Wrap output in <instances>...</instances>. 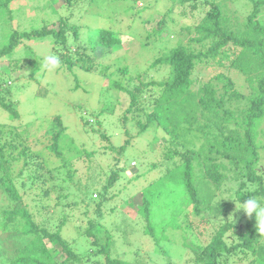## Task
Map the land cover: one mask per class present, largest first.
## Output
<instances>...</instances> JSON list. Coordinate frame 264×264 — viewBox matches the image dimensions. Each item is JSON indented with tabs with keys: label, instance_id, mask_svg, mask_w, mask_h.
Here are the masks:
<instances>
[{
	"label": "rangeland",
	"instance_id": "obj_1",
	"mask_svg": "<svg viewBox=\"0 0 264 264\" xmlns=\"http://www.w3.org/2000/svg\"><path fill=\"white\" fill-rule=\"evenodd\" d=\"M224 2L236 11L239 22L251 11L249 0H224ZM190 5V0H138L135 3L131 0H76L70 4L62 0H10L7 7L12 11L11 17L6 18L4 14H0V44L7 41L13 30L17 32L32 30L59 17H67L69 24L77 25L84 41H86V34L94 28L114 30L118 32L121 39L120 44L113 45L109 49L96 46V50L92 51L94 65L92 69H84L80 66L68 69L62 66L54 72L43 74L41 65V71L38 70L33 76H29L28 73L33 66L30 60L33 58L38 61L50 54L53 46V36L50 34L33 35L30 38L18 37L10 57L18 61L14 63L10 60L11 68L14 67V74L7 78L11 82L10 85H13L12 93L7 99L16 107L18 116L10 117V113L0 107V124L5 126L26 124L33 130L34 136V140L31 139L32 136L28 143L32 148L40 150L42 144L37 142L38 139L44 140L43 144L50 143L51 132L59 127L55 119L57 117L64 128L63 135H65V138L60 140L61 146L72 144L79 151L76 154L74 151H68L66 146L62 147L61 153L66 165H61L58 157L47 151V164L49 163L51 167L57 166L58 169L53 171L52 175L45 173L47 168L45 167L43 170L45 182L42 183L38 179L33 182L36 184L34 192L39 194L35 200L30 198L32 195L29 189L24 193L23 188L17 183L19 193L23 196L22 202L27 203V208L34 220L39 226L49 231H54L60 226L61 236L67 240L76 251L75 253L87 256L90 251L89 241L92 238L85 237L84 229L90 221L99 220L111 234L109 249L112 256L143 264H166L169 261L172 264H194L191 251L188 248L184 251L181 245L183 240L180 235L181 229L176 228L172 231L169 227L167 230L169 239L160 241L158 245L152 240L144 231L145 219L140 216L138 203L141 199V189L149 181L159 180L158 176L165 173L166 167H172L182 161L185 155H181V151L198 150L206 136L193 130L187 136L189 142L185 145V149L179 145L177 147L179 153L173 152L172 158H167L165 155L168 148H174L169 144V134L151 126L144 131L140 130L135 123L136 118H132L135 112L126 110L130 97L121 87H131L139 81L138 78L143 81L165 79L168 66L161 63L152 66V62L178 43L190 45L194 52L207 49L209 40L196 42L189 39L196 36L193 25L199 22L204 13V11L191 9ZM255 19L264 23V6L261 7ZM71 32L70 28L66 30L69 39L72 37ZM231 45L232 43L228 42L218 49V52L222 54L223 51L227 53L222 55L221 64L217 63L219 53L203 57L201 61L195 63L192 71L194 82L190 89L198 90L204 82L210 81L214 94L219 95L224 93L222 87L224 77H230L233 86H227V92L233 90H238L242 94L251 92L246 75L234 71L230 66ZM60 46V44L56 45L58 48ZM75 48L76 45H73L74 50ZM29 51L33 54L31 55ZM86 54L90 56L91 51L87 49ZM6 61V56L0 57V62L6 64ZM123 67H127V71L119 70ZM217 74H221L222 77L215 78ZM113 81L119 83V86H111ZM141 94V102L135 104L137 114L151 109L152 101L158 96V87L145 88ZM225 95H227L226 92ZM227 104L234 107L233 101H228ZM138 105H144L146 108L139 111ZM101 108L103 112L97 117L100 123H94L90 113L98 112ZM81 116H89V123L99 131L85 129L82 126L84 121ZM262 125L264 127V122ZM99 132H106L107 138L101 137ZM126 140H128L124 154L126 162L123 164L117 159V149ZM257 142L264 146V135L259 134ZM86 151L95 153L88 156ZM258 152L259 158L255 162V167L260 173L264 171V147L260 146ZM213 154L215 162L224 165L219 166V171L224 176L215 189L214 201H219L221 206L226 207L225 213L203 210L197 215L191 205L187 207L182 205L181 209L178 203L182 186H174V176L169 183L164 180L162 189H159L160 180L153 183V186L161 193L164 190L166 192L163 195L166 197L159 200L160 204L164 200L172 199L171 203L175 200L176 203L174 201L170 207L174 215L179 209H185L177 222L186 226L185 239L201 247L210 240L219 223L232 222L238 232L243 229L248 218L243 209H236L241 203L233 200L231 195L237 188L236 182H239L235 170L223 155ZM115 163H119V166L123 165L124 171H120L112 186L106 189L108 195H112L111 198L103 203L100 201L99 209L95 208L91 199L81 200L84 184L93 183L92 188L100 189L104 180L110 176L111 170L115 169ZM14 165L12 174L19 169L20 161ZM68 172L71 173V179L67 175ZM194 172L197 173V165L194 166ZM64 178L65 180H62ZM60 186H63L61 189L68 196L57 202L56 195ZM94 198L96 201L100 199L98 195ZM18 203L20 204V202L16 204ZM155 204L150 208V220L154 228H159V224L167 223V220L172 219L170 215L172 212H169L170 216L167 218L166 215L159 213L160 207L157 203ZM11 206H14L13 202L0 189V213L3 208ZM17 219L10 215V218H5V224H3V217L0 216V264H8L11 258L34 236V234L18 232L19 225L14 229L13 226L18 224ZM8 223L9 228H6ZM225 236L228 240L237 241L229 231ZM257 236L264 242V234ZM44 242L50 246L51 242L47 238ZM188 257H190L189 260ZM253 259L250 254L244 255L241 251H237L235 255L226 257L225 261L221 259L220 264H258ZM103 263L102 255L91 256V259L83 256L81 262H69V264Z\"/></svg>",
	"mask_w": 264,
	"mask_h": 264
},
{
	"label": "trees",
	"instance_id": "obj_2",
	"mask_svg": "<svg viewBox=\"0 0 264 264\" xmlns=\"http://www.w3.org/2000/svg\"><path fill=\"white\" fill-rule=\"evenodd\" d=\"M9 1L0 0V14H4L6 18H10L12 15L11 9L7 7ZM62 1L70 4L76 0ZM131 1L135 3L138 0ZM190 1L191 9L204 11V13L199 22L193 25L196 36L189 37V39L196 42H203L205 39L209 40L207 49L194 52L190 45L178 43L177 46L161 54L152 62V66L160 63L168 66V74L165 79L143 81L138 78L139 81L131 87H121L130 97L129 106L126 110L135 112L132 118H136L135 123L140 130L144 131L151 126L169 134V144L174 148H168L165 155L167 158L171 159L173 152L179 153V150H177L179 145L185 149V145L189 142V137L187 136L193 130L206 136L204 143L201 144L198 150L185 149L181 151L180 154L185 155L184 159L172 167H166L165 173L158 176L161 181L159 189L164 187V180L169 183L174 176V186H182L181 198L178 203L180 208L182 205H185V207L191 205L197 215L203 210L225 213L226 207L224 205L221 206L219 201H214L215 189L220 185L224 176L219 171V166L223 167L224 165L215 162L213 153L216 155L221 154L227 158L238 176L237 188L231 194L233 200L243 203L249 196L264 200V171L258 173L255 167V162L259 158L258 148L260 146L264 147L257 142V136L259 134L264 135V127L262 125L264 122V23L255 19V17L261 7L264 6V0H249L251 11L245 15L241 22L238 21L236 11L229 8L224 0ZM67 19V17H59L32 30L22 32L13 30L10 32L7 41L0 44V57H7L6 64L0 62V67H2L0 70V107L7 110L10 113V117L18 116L16 107L7 99L12 93L13 86L10 85L11 82L7 78L14 74V67L11 68L10 60L14 63L18 61L17 59H10V57L17 44L18 37L30 38L33 35H52L53 46L49 55H58L62 66L68 69L76 66L92 69V51L96 50L97 45L101 46L102 49H109L113 45L120 44L121 39L118 32L104 28H94L86 34V41H84V37H81L82 34L77 25L69 24ZM69 28L72 30L71 39L66 35V30ZM228 42L232 43L230 66L234 71L246 75V80L250 83L251 92L249 94H242L238 90L227 92L228 87L233 86L230 77H224L225 81H223L222 86L224 93L222 92L219 95L214 94L215 91L210 81L204 82L198 90L190 89L194 82L192 71L195 63L201 61L203 57L219 53L217 63L221 64L222 55H227V53L222 49V54L218 52V49ZM57 44L61 45L60 48L56 47ZM73 45H76L75 50ZM87 49L91 51L90 56L86 54ZM29 52L31 55L33 54L32 51ZM42 60L36 61L33 58L30 60V64L33 66L30 68L29 76H33L38 70L41 71ZM103 67L106 68V66ZM119 70L127 71V67ZM100 71L102 70L100 69ZM42 73L45 74L46 71L42 69ZM220 76L222 77L221 74H217L215 78L218 79ZM111 86H119V83L113 81ZM155 86L158 87V96L152 101L151 109L145 113L140 114L138 112L137 114L135 104L141 102V93H143L145 88ZM225 92L227 95H225ZM239 100H241L240 103ZM228 101H233L234 107L227 104ZM145 108L144 105H138L139 111ZM103 109L105 108L103 107ZM103 109L90 113V116L94 118L92 119L94 123H100L97 117L101 115ZM81 118L84 121L82 126L85 129L96 131L97 128H94L93 124L89 123V116H81ZM55 119L59 127L51 132L50 143L43 144L44 140L38 139L37 142L42 144L40 150L32 148L31 144L28 143L33 136V130L26 124L17 126L0 124V189L14 205L1 210L2 223L5 224V218H10V215H13L18 218L16 222L18 224L13 226L14 229L19 225L17 228L18 232L34 234L33 238L11 258L8 264H69L71 261L81 262L83 256L91 259V256L99 255L104 258L103 264H143L112 256L109 249L111 234L108 228L104 227L99 220L90 221L89 225L84 229L85 237L92 238L89 241L90 251L87 256L75 253L76 251L72 249L67 240L61 236L60 226L54 231L42 228L30 214L27 203L22 202L23 196L19 193L17 183L23 188L24 193L29 189L32 195L30 198L35 200L39 194H35L36 184H33V182L38 179L44 183L45 178L43 177L45 173L48 172L53 175V171L58 169L57 166L51 167L49 163L47 164V151L54 153L60 160L61 165L67 164L61 153L62 147L66 146L68 151L79 153L77 147L72 144H63L61 146L60 140L65 138V135H63L64 128L61 126L60 120L57 117ZM231 125L232 128H230ZM105 133L99 132V135L107 138L108 135L106 136ZM33 138L34 136L31 139ZM127 143L128 140L117 149V159L122 161L123 164L126 162L124 154ZM85 153L91 156L95 152L86 151ZM19 161V169L15 174H12L11 171L15 169L14 164L19 163ZM118 164H114L115 169L111 170L110 176L104 180L100 189L92 188L93 183H85L81 200L85 198L87 200L91 199L96 209L101 208L100 201L103 203L112 196L111 194L108 195L106 189L114 183L120 171H124L123 165L119 166ZM195 165H197V173L194 172ZM45 167L47 168L44 173ZM67 175L71 179V173L68 172ZM62 180H65V178ZM154 180L149 181L141 189V199L138 205L140 216L145 219L144 231L150 235L157 245L160 241L169 239L167 235L169 227L172 231L179 228L183 239L181 245L184 251L187 248L191 251L194 264H220L221 259L225 261L226 257L235 255L237 251H241L244 255L250 254L253 256L254 262L264 264V242L257 236L260 233L256 230L254 215L252 217L248 216L243 229L238 232L232 222L219 223L210 240L201 247V245L193 244L185 239L186 226L177 222L178 217L185 209H179L178 213L174 215V211L172 212L170 207L175 200L172 203V199L159 203L161 198L166 197L163 196L166 192L164 190L161 193L155 188L153 183L159 180ZM25 185L26 188H24ZM62 187H59V192L56 195L57 202L68 196L62 191ZM97 195L100 199L96 201L94 197ZM91 201H89L90 204ZM17 202H20V204H16ZM155 203L160 207L159 213L163 214V216L166 215L167 218L170 215L172 216V219L167 220V223L159 224V228H154L150 220V208L151 205L155 206ZM110 210L112 211L113 208L111 207ZM169 212L172 213L169 215ZM8 225L9 223L6 228H9ZM6 228L4 229L7 230ZM227 231L232 233L237 241L233 239H229V241L225 236ZM43 236L51 242L50 246L46 245ZM189 258L187 259L189 260ZM166 264L172 263L169 261Z\"/></svg>",
	"mask_w": 264,
	"mask_h": 264
},
{
	"label": "clouds",
	"instance_id": "obj_3",
	"mask_svg": "<svg viewBox=\"0 0 264 264\" xmlns=\"http://www.w3.org/2000/svg\"><path fill=\"white\" fill-rule=\"evenodd\" d=\"M62 62L58 55L51 54L46 55L43 58L42 67L46 72H54L61 68ZM236 209H243L247 216L252 217L254 215L256 221V230L260 234H264V202L261 198L249 196L246 201L240 204Z\"/></svg>",
	"mask_w": 264,
	"mask_h": 264
}]
</instances>
